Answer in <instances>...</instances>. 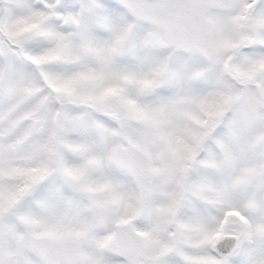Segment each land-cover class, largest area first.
<instances>
[{
  "label": "snow or ice",
  "instance_id": "snow-or-ice-1",
  "mask_svg": "<svg viewBox=\"0 0 264 264\" xmlns=\"http://www.w3.org/2000/svg\"><path fill=\"white\" fill-rule=\"evenodd\" d=\"M0 264H264V0H0Z\"/></svg>",
  "mask_w": 264,
  "mask_h": 264
}]
</instances>
